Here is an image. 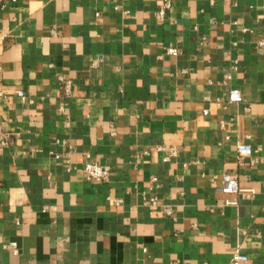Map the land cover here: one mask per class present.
I'll return each mask as SVG.
<instances>
[{
    "label": "crops",
    "instance_id": "crops-1",
    "mask_svg": "<svg viewBox=\"0 0 264 264\" xmlns=\"http://www.w3.org/2000/svg\"><path fill=\"white\" fill-rule=\"evenodd\" d=\"M171 1L0 0V264H264V0Z\"/></svg>",
    "mask_w": 264,
    "mask_h": 264
},
{
    "label": "built area",
    "instance_id": "built-area-1",
    "mask_svg": "<svg viewBox=\"0 0 264 264\" xmlns=\"http://www.w3.org/2000/svg\"><path fill=\"white\" fill-rule=\"evenodd\" d=\"M171 2H172L171 0H161L160 5L157 9V16L159 20L165 18L168 10L171 8ZM263 42L264 40H260L258 43L262 44ZM165 52L172 56L177 54V50L174 47H167ZM59 79L62 80L61 77H59ZM62 81L64 82L66 93H68V89L71 85V80H62ZM17 95L20 97L22 101L32 102V99L28 98V96H26L24 92L21 90L17 91ZM3 96H4L3 92L0 91V98H2ZM227 99L229 102L241 101L240 90L238 88H231L227 93ZM236 147L239 156L249 154L250 152V150L240 142H237ZM173 152L174 151L171 148V153L173 154ZM81 169L85 177L89 180H97V181L103 180L106 179L111 173V168L109 165L98 164L96 162H90V161L84 162ZM222 180L230 192L232 193L238 192L239 189L237 186V178L234 174L224 173L222 175ZM150 204L152 206L157 204V198L155 196L150 198ZM164 210L166 211L167 214L171 213L170 208H165ZM246 259L247 257L245 255L240 254L238 252H234L231 257V263L237 264L238 262L245 261Z\"/></svg>",
    "mask_w": 264,
    "mask_h": 264
}]
</instances>
